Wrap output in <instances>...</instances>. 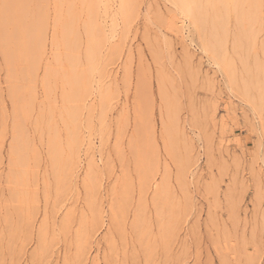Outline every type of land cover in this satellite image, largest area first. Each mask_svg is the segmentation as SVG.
Segmentation results:
<instances>
[{
  "label": "rangeland",
  "instance_id": "374dc122",
  "mask_svg": "<svg viewBox=\"0 0 264 264\" xmlns=\"http://www.w3.org/2000/svg\"><path fill=\"white\" fill-rule=\"evenodd\" d=\"M0 264H264V0H0Z\"/></svg>",
  "mask_w": 264,
  "mask_h": 264
},
{
  "label": "bare ground",
  "instance_id": "6f19581e",
  "mask_svg": "<svg viewBox=\"0 0 264 264\" xmlns=\"http://www.w3.org/2000/svg\"><path fill=\"white\" fill-rule=\"evenodd\" d=\"M199 4V3H198Z\"/></svg>",
  "mask_w": 264,
  "mask_h": 264
}]
</instances>
